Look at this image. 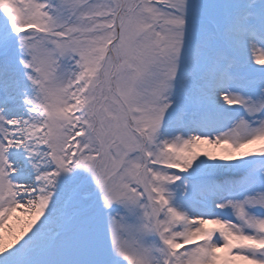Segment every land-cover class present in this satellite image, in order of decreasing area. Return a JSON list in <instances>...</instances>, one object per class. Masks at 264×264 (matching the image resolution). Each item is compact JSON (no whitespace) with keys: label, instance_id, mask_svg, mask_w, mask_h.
Returning <instances> with one entry per match:
<instances>
[{"label":"snow or ice","instance_id":"snow-or-ice-1","mask_svg":"<svg viewBox=\"0 0 264 264\" xmlns=\"http://www.w3.org/2000/svg\"><path fill=\"white\" fill-rule=\"evenodd\" d=\"M0 264H264V0H0Z\"/></svg>","mask_w":264,"mask_h":264}]
</instances>
